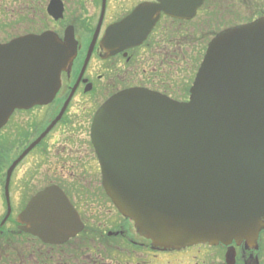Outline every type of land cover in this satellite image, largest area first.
Masks as SVG:
<instances>
[{"label":"water","instance_id":"water-1","mask_svg":"<svg viewBox=\"0 0 264 264\" xmlns=\"http://www.w3.org/2000/svg\"><path fill=\"white\" fill-rule=\"evenodd\" d=\"M159 1L110 27L106 47L139 45L162 9L180 18L198 6L196 0ZM67 38L44 34L0 46V128L16 107L53 98L75 54L73 35ZM19 48L31 75L34 56L41 64L40 101L6 100L14 76L8 53ZM92 133L108 195L155 247L256 246L264 230V19L213 39L188 102L146 90L121 92L98 111ZM58 197L53 201L64 210ZM68 209L57 224L42 221L61 230L47 232L45 241L75 235L76 216Z\"/></svg>","mask_w":264,"mask_h":264},{"label":"flooded vegetation","instance_id":"flooded-vegetation-1","mask_svg":"<svg viewBox=\"0 0 264 264\" xmlns=\"http://www.w3.org/2000/svg\"><path fill=\"white\" fill-rule=\"evenodd\" d=\"M218 1L204 0L190 19L162 12L142 44L111 54L103 46L107 30L157 0H0V44L45 32L64 39L69 27L76 42L55 98L16 108L0 129V264H264V231L256 246L155 247L107 195L92 138L98 110L122 91L145 89L189 100L192 85L186 88L178 79L184 65L178 54L188 48L199 59L205 43L207 51L219 32ZM228 4L222 29L264 18V0ZM59 5L63 19L56 18ZM202 30L207 36L197 45ZM52 187L64 194L61 200L74 208L82 225L62 243L45 242L19 219L38 192Z\"/></svg>","mask_w":264,"mask_h":264},{"label":"rangeland","instance_id":"rangeland-1","mask_svg":"<svg viewBox=\"0 0 264 264\" xmlns=\"http://www.w3.org/2000/svg\"><path fill=\"white\" fill-rule=\"evenodd\" d=\"M228 13H229V4L228 0H220L217 2L216 7L214 9V17L217 19V27L218 31L222 29L224 24L228 23ZM252 14V11H251ZM228 18V19H227ZM207 36L206 31L202 30L199 35V40L197 45H199ZM207 43L202 45V56L201 58H194L193 52L190 49L184 48L181 53L178 54L179 59L183 61V67L178 70V79L182 82L181 84L186 88L191 86V82L193 81L195 74L198 70V67L201 63V59L203 58L206 52ZM177 96L183 97V93L180 89L177 90ZM3 210L1 207V198H0V221L1 214Z\"/></svg>","mask_w":264,"mask_h":264},{"label":"bare ground","instance_id":"bare-ground-1","mask_svg":"<svg viewBox=\"0 0 264 264\" xmlns=\"http://www.w3.org/2000/svg\"><path fill=\"white\" fill-rule=\"evenodd\" d=\"M92 138H93V133H92ZM48 205H51L53 208H48ZM48 205L45 204L41 210L36 209L35 213H31V217H32L31 220H33V222H35L36 224H39L40 222L44 221V219L55 220L56 223H59L60 222L59 219H62V216H64L63 210H59V206L53 200H50ZM45 225L46 224H40L37 227H35L32 230L33 234L39 236L41 239H44V237H46L47 235V231H46L47 226Z\"/></svg>","mask_w":264,"mask_h":264}]
</instances>
